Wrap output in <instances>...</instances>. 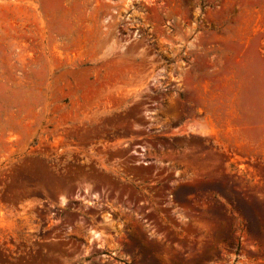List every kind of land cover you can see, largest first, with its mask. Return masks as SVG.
<instances>
[{"label":"rangeland","instance_id":"1","mask_svg":"<svg viewBox=\"0 0 264 264\" xmlns=\"http://www.w3.org/2000/svg\"><path fill=\"white\" fill-rule=\"evenodd\" d=\"M0 264H264V0H0Z\"/></svg>","mask_w":264,"mask_h":264}]
</instances>
